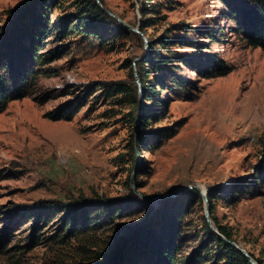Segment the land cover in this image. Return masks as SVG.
<instances>
[{
  "label": "rangeland",
  "instance_id": "1",
  "mask_svg": "<svg viewBox=\"0 0 264 264\" xmlns=\"http://www.w3.org/2000/svg\"><path fill=\"white\" fill-rule=\"evenodd\" d=\"M35 1L0 0V50L3 34L26 18L25 6ZM86 1L59 0L52 8L50 23L42 26L45 37L52 36L37 47L43 54L58 50L38 64L42 73L28 81L27 95L12 99L0 112V264H113L112 251L121 237L144 222L162 198H175L187 186L203 192L233 188L264 168V50L253 47L243 32L241 11L249 6L245 0H153L158 17L140 38L127 28L121 35L105 36L104 44L75 30L56 38L58 17L68 15L69 29L76 23V6ZM96 1L131 27L140 23L137 0ZM175 24H187L188 38L196 41L167 47L180 55L168 66L186 82L175 87L165 80L155 86L149 105L158 114L145 131L172 126L176 133L153 151H139L138 143L133 144L131 158L129 144L137 131L128 118L129 98L118 103L100 87L103 82L135 84L137 99L144 103L133 62L146 59L151 47L168 54L159 37L182 35L172 29ZM209 55L228 73L211 78L196 73L194 67L204 66ZM57 107L74 111L72 118L45 117ZM138 163L146 171L137 188L133 178ZM257 185L256 196L245 194L232 203L217 198L213 215L241 248L264 264V183ZM128 190L148 203L61 241L58 213L65 205L83 198L120 197ZM52 203L57 207L50 212L37 209ZM98 206L88 207L89 213L94 215ZM204 206L190 199L184 219L190 237L202 230ZM192 245L187 244L186 252Z\"/></svg>",
  "mask_w": 264,
  "mask_h": 264
},
{
  "label": "trees",
  "instance_id": "2",
  "mask_svg": "<svg viewBox=\"0 0 264 264\" xmlns=\"http://www.w3.org/2000/svg\"><path fill=\"white\" fill-rule=\"evenodd\" d=\"M59 0H37L26 5L25 16L21 22L17 23L11 33L2 36V50H0V112L12 99H20L27 95L28 81L34 80L41 70L38 64L45 63L55 55L58 47L47 51L46 54L40 52L38 43L45 38L51 37L47 30L42 27L50 23L48 14ZM102 5L103 0H99ZM140 14V23L136 26L139 35H145V26L153 23V18L159 13L158 2L153 0H137ZM249 5L241 11L243 22V32L248 37L249 43L253 47L264 50V0H245ZM147 5V7H146ZM151 13L152 16H148ZM76 23L67 28L68 15L58 17V25L55 27V37H64L74 32L86 36L89 40L104 44L105 36L122 34L126 32L125 27L111 16L102 11L96 0H87L75 8ZM63 25V26H62ZM172 29L181 31L182 35L159 37V44L166 48L168 54L162 55L153 47L147 54L146 59L133 62L137 78L139 81L142 100L140 103L136 95L135 84H125L123 82L107 83L103 82L100 87L104 90L106 97H115L114 101L120 103L121 99L129 98L127 101L131 107L129 121L134 122L137 137L130 140L131 158L133 155L132 145L138 143V150L153 151L159 148L163 141L172 137L176 130L172 126H159L146 130L149 120L158 114L156 108L149 103L153 100L151 93L155 92L156 85H164L165 80L170 81L171 85L181 87L186 80L171 70L169 60L177 58L167 47L177 42L179 45H192L195 40H190L187 36L189 26L187 24H175ZM131 34L133 32L129 31ZM111 33V34H110ZM107 39V38H106ZM57 40V39H56ZM177 40V41H176ZM105 41V42H104ZM147 42L150 39L146 38ZM185 61V60H183ZM131 63L128 67L131 70ZM196 73L204 78L223 76L228 73L225 65L220 63L215 57L209 55L205 59L204 66H195ZM151 73L154 81H150ZM154 82V83H153ZM74 111L67 107H57L47 111L44 115L50 120H70ZM146 167L138 163L135 167L133 178L135 186L138 188V177L145 173ZM238 182V181H237ZM258 183H264V168L260 167L256 174L248 180L240 181L239 186L233 184L232 187L217 190L211 188L207 194L209 217L215 228L227 239L234 241L238 246L237 240L231 232L220 225L213 215V203L217 198H224L230 203L239 201L245 194L256 196L260 193ZM196 198L203 201L201 195L194 189L187 190L175 198H162L159 205L151 211L150 216L136 227L131 228L125 237H121L122 243L115 246L112 251L113 264H250L248 259L235 247L218 238L208 227L205 218L202 221V230L190 237L185 230L184 219L188 213L190 199ZM148 202L141 200L131 190L120 197L110 198H83L65 205L59 210L58 218L60 226L57 228L61 233V241L67 237L81 234L85 228L92 230L99 229L102 224L112 223L115 219L125 217L128 210L135 205H144ZM75 204L74 206H70ZM94 215L89 213L88 207L97 206ZM54 203L45 205L44 208L37 207L42 211L50 212L56 209ZM47 214L45 219H47ZM39 217L38 219H40ZM192 242L190 251L186 252L187 244ZM127 248L124 249V246ZM258 264L263 262L255 257L250 251L246 250Z\"/></svg>",
  "mask_w": 264,
  "mask_h": 264
},
{
  "label": "water",
  "instance_id": "3",
  "mask_svg": "<svg viewBox=\"0 0 264 264\" xmlns=\"http://www.w3.org/2000/svg\"><path fill=\"white\" fill-rule=\"evenodd\" d=\"M103 12H105L106 14H108L109 16H111L113 19H115L116 21H118L120 24H122L125 28L132 30L134 32H138V30H136L135 28L131 27L130 25L126 24L125 22H123L121 19H119L117 16H115L110 10L101 7ZM130 186L131 188H134V184L132 181H130ZM185 190L188 189H194L197 192H200L201 197L203 199L204 202V218L206 220V223L208 225V227L210 228V230L216 234L218 236L219 239L227 242L228 244L232 245L233 247H235L240 253H242L250 262V264H258L251 256L248 255V253L246 252V250H244L243 248H241L240 246H238L234 241H231L229 239H227L224 235H222L214 226V224L212 223L210 217H209V211H208V207H207V194H208V190H205L204 192H202V190H200V188L196 187V186H187L184 188ZM133 191L138 194V192L133 189Z\"/></svg>",
  "mask_w": 264,
  "mask_h": 264
},
{
  "label": "built area",
  "instance_id": "4",
  "mask_svg": "<svg viewBox=\"0 0 264 264\" xmlns=\"http://www.w3.org/2000/svg\"><path fill=\"white\" fill-rule=\"evenodd\" d=\"M61 161H64V159H63V158H61Z\"/></svg>",
  "mask_w": 264,
  "mask_h": 264
},
{
  "label": "bare ground",
  "instance_id": "5",
  "mask_svg": "<svg viewBox=\"0 0 264 264\" xmlns=\"http://www.w3.org/2000/svg\"><path fill=\"white\" fill-rule=\"evenodd\" d=\"M203 192V191H202Z\"/></svg>",
  "mask_w": 264,
  "mask_h": 264
}]
</instances>
